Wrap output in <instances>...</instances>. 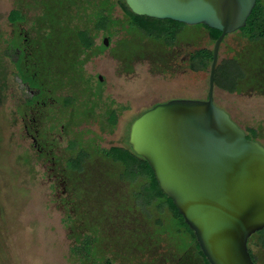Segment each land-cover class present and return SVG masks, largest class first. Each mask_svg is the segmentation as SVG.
Masks as SVG:
<instances>
[{"label": "rangeland", "instance_id": "374dc122", "mask_svg": "<svg viewBox=\"0 0 264 264\" xmlns=\"http://www.w3.org/2000/svg\"><path fill=\"white\" fill-rule=\"evenodd\" d=\"M35 5L32 0H0V264H178L181 258L182 264H203L192 253L182 252L181 246L177 250L182 254L176 252L165 234L158 238L147 236L142 230L147 227L145 224L138 228L140 234L133 235L132 229L123 227L130 220H116L108 211L103 213L101 203L96 200L87 198L91 205L84 206L79 194L77 199L72 198L62 192L60 181L49 180V162L35 161L31 140L23 129L25 105L33 98L29 96L24 100L27 93L22 85L31 73L49 72L38 68L41 55L38 48L25 60L13 54L17 44L9 38L14 30L8 21L11 9L28 7L29 18L21 31L33 37L36 28L31 24V17L37 14ZM254 7L260 16L261 6L256 3ZM114 14L121 18V9L116 8ZM188 31L184 32L183 41ZM243 32L239 29L224 37L218 63L240 48L250 46ZM132 34V42H125L117 51L122 65L106 52L92 57L86 66L93 84L99 86L104 96L111 95L117 100L122 114H118V123L112 129L100 130L96 121L81 126L84 143L126 147L132 120L153 104L172 99L200 100L207 96L211 61L202 67L192 63L190 58L192 55L193 59L199 50L213 49L214 41L204 30L181 46L174 45L173 41L171 49L155 47L152 37L146 38L147 45L143 48L139 41L147 36L136 29ZM176 54L178 57L174 59ZM261 66L264 72V60ZM99 75L102 82L97 80ZM59 76L65 78L66 71H58L53 79ZM260 77H263L262 72ZM260 89L227 92L215 87L213 99L214 104L226 111L248 135L251 129L255 130L256 140L264 145V93ZM47 115L59 122L66 117V114ZM63 144L57 145L59 149L62 150ZM96 164L90 167L95 174L102 170ZM138 191L137 185L131 190L132 198ZM146 201V194L138 200L141 205ZM155 204L141 208L144 221L151 219L150 224L161 218ZM165 230L170 232L169 225ZM260 231L247 240L254 264H264V243H261L264 232Z\"/></svg>", "mask_w": 264, "mask_h": 264}, {"label": "flooded vegetation", "instance_id": "af4514ba", "mask_svg": "<svg viewBox=\"0 0 264 264\" xmlns=\"http://www.w3.org/2000/svg\"><path fill=\"white\" fill-rule=\"evenodd\" d=\"M32 1L36 3L34 7L37 14L31 17V24L36 28L33 29L34 35L31 38L21 31L23 24L29 18L28 7H16L9 12L10 14L15 11L19 15L15 21H9L14 30L9 38L15 40L17 44L13 54L25 60L34 49L38 48L42 59L46 61V63L40 62L38 68L66 71L65 78L59 76L57 79H53L55 75L46 78L45 73L41 75L36 72L31 73L28 81L22 85L23 91L27 93L24 100H28L29 96L33 98L25 105L23 129L31 140L36 155L35 161L49 162L51 164L49 180L53 183L60 181L62 192H66L72 198H76L79 194L84 206L91 205L89 201L87 202V198L96 200L101 203L103 213L108 211V214L116 216V220H130L129 224L123 227L132 229L133 235L140 234L141 229L138 228L145 224L147 227L142 230L147 236L158 238L159 235L165 234V239H170L169 244L176 252L181 253L177 250V247L181 246L182 252H190L197 257L195 256L198 249L196 238L192 237L188 226L182 224L180 218L171 209L169 198L164 193V195L154 194L152 197L149 192L151 185L149 176L139 174L135 169L134 163L143 164L142 157L132 151L128 139V147L115 144H109L107 147L99 144L94 146L90 142L89 144L83 142L84 131L80 127L96 121L100 130L112 129L118 123V114H122V107L118 105L117 100L111 95L104 96L99 86H95L92 78L86 73V66L92 57L107 52L113 60L122 65V59L117 51L125 42H132L133 29L147 36L139 41L143 48L147 45L146 38L152 37L155 47L166 49H171L176 44L181 46L188 39L193 40L200 30H204L209 35V30L201 24L187 25L168 19L140 18L138 22L144 26V29L151 30L146 34L131 23L134 18L128 15L119 0H48V7L43 4L44 0ZM256 3L262 10L257 23L259 28L264 21V0H256ZM116 8L121 9V18L114 14ZM71 9L75 14L69 13ZM44 11L48 14L46 19L50 31L61 29L56 33L54 31V34L50 33L48 37H46L47 31L40 33L39 30L41 20L45 16ZM102 20L105 22L104 26H101ZM164 31H168V34ZM185 31L189 33L183 41ZM166 36L172 39H164ZM173 41H175L174 45H172ZM250 45L253 50L250 53L247 52V47L240 48L225 60L229 62L237 57V54L239 58L248 60L255 54L257 62L261 64L264 60V37H260L254 43L250 42ZM58 50L66 53L65 63H60L54 58L53 52L58 53ZM174 57L176 59L178 55ZM190 58L193 63L192 55ZM97 80L102 82V76L99 75ZM260 83L262 85L260 90L264 93V78ZM206 99L207 96L200 100ZM158 103L163 102H157L153 106ZM128 106L127 110H129ZM47 114H66V117L59 122ZM60 142L64 143L62 150L57 146ZM96 163L102 168L97 174L94 169H90ZM121 168H123L122 174ZM137 185L139 191L133 195L137 200L133 201L131 190ZM145 194L147 201L141 205L138 200ZM153 203H156V212L161 218H156L154 224H150L151 219L144 221L141 208ZM166 225L170 227L169 233L165 230ZM261 243H264V235ZM180 263H184L182 258L178 261V264Z\"/></svg>", "mask_w": 264, "mask_h": 264}, {"label": "water", "instance_id": "95a60500", "mask_svg": "<svg viewBox=\"0 0 264 264\" xmlns=\"http://www.w3.org/2000/svg\"><path fill=\"white\" fill-rule=\"evenodd\" d=\"M132 13L220 32L206 100L172 99L137 116L128 143L193 232L209 264H254L248 238L264 229V145L214 104L220 45L246 25L256 0H124Z\"/></svg>", "mask_w": 264, "mask_h": 264}, {"label": "trees", "instance_id": "16d2710c", "mask_svg": "<svg viewBox=\"0 0 264 264\" xmlns=\"http://www.w3.org/2000/svg\"><path fill=\"white\" fill-rule=\"evenodd\" d=\"M47 1L48 0H44L43 4L48 7ZM122 5H123L124 9L126 10V12L128 13V15L130 17L134 18V19H132L131 23L134 26L141 28L142 31H144V33L149 34L151 30H149V29L145 30L144 26L138 22V19L146 18V17L145 16H138V15H135L134 13H132L131 10L125 4L124 0L122 2ZM69 13L75 14V11L71 9ZM44 15H45L44 18H42V20H41L42 21L40 24L41 26L39 27L40 33L47 31L48 35L46 37H48L50 35V33L54 34V31H55V33L61 31V29L59 31L57 29L54 31L53 30L50 31V28H49L48 22H47L48 19H46V16L48 15L46 13V11H44ZM258 15H259V13L258 12H257V14L255 13V7H254L251 14L249 15V17L247 19V25H246L245 29L244 28L240 29V30L245 31V32H243L244 35H246L248 37V39L251 43H254L260 37H264V21L262 24H260V26L258 28L257 23L260 19V16H258ZM18 18H19L18 13L15 11H12L9 14L8 21L13 22ZM104 24H105V22H104V20H102L101 26H104ZM207 29L209 30L210 38L213 41H215L216 38L219 36L220 32L215 30V29H210V28H207ZM165 32H166V34H168V31H164V33ZM52 40H55V39H52ZM247 48H248L247 52L250 53L251 51H253V50H251L252 45L248 46ZM53 55L55 56L54 58H56L58 60V62H60V63L66 62V53H64L63 50H61V51L58 50V53L53 52ZM237 57H234L229 62L227 60H223L220 63L217 62L216 70H215V76H214V85L218 88L225 89L229 92L241 91V90H244L246 88L260 89L261 88L260 82L263 79L260 77V75H261V72H262V75L264 72H263V70H261V64H259L257 62V60L255 58V54L253 55L252 59L249 58L248 60H244L243 58H239V54H237ZM211 59H212V51H207L204 49L197 51L193 55V61L198 63V65L202 66V67H204L205 62H207L208 60L211 61ZM39 60H40V62L46 63V61L42 59V55L39 56ZM58 71H60V70H56V69L51 70L50 69V70H48L49 74L44 72L45 77L46 78L53 77L54 75L57 74ZM263 77H264V75H263ZM256 135H257L256 131L251 129L250 134L249 135L247 134L246 138L251 139V140H256ZM135 157L137 158V156H135ZM142 163L143 164H137V162H136V163H134V166H135V169L139 172V174H147L149 176L150 182H151L149 192L151 193V196L153 197L154 194L155 195L156 194L164 195L163 192L161 191V189L159 188L158 183L155 180V177L153 175L151 168L149 167V165L147 164V162L143 158H142ZM169 201H170L171 209L175 212L176 216H178L180 218L181 223L185 225V222L183 221L182 217L180 216V214L176 210L172 201L170 199H169ZM189 231H190L192 237H195L193 232L190 229H189ZM262 232H264V230H262ZM197 246H198V244H197ZM76 248H78V247H76ZM78 253L80 254L81 251H78ZM196 253H197V254H195V256H197L196 258H200L202 260L203 264H209L208 261L206 260V258L204 257L202 251L200 250L199 246H198Z\"/></svg>", "mask_w": 264, "mask_h": 264}]
</instances>
